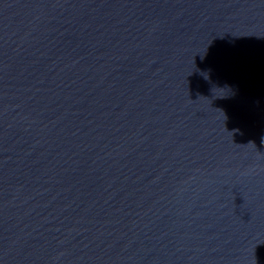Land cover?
<instances>
[{
	"label": "water",
	"instance_id": "1",
	"mask_svg": "<svg viewBox=\"0 0 264 264\" xmlns=\"http://www.w3.org/2000/svg\"><path fill=\"white\" fill-rule=\"evenodd\" d=\"M0 264H264V0H0Z\"/></svg>",
	"mask_w": 264,
	"mask_h": 264
}]
</instances>
